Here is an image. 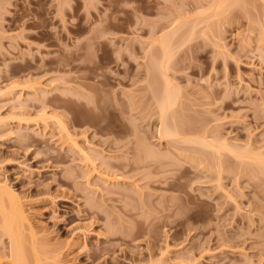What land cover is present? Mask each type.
I'll list each match as a JSON object with an SVG mask.
<instances>
[{
    "label": "rangeland",
    "instance_id": "374dc122",
    "mask_svg": "<svg viewBox=\"0 0 264 264\" xmlns=\"http://www.w3.org/2000/svg\"><path fill=\"white\" fill-rule=\"evenodd\" d=\"M263 162L264 0H0V182L31 259L264 264Z\"/></svg>",
    "mask_w": 264,
    "mask_h": 264
},
{
    "label": "bare ground",
    "instance_id": "6f19581e",
    "mask_svg": "<svg viewBox=\"0 0 264 264\" xmlns=\"http://www.w3.org/2000/svg\"><path fill=\"white\" fill-rule=\"evenodd\" d=\"M167 38V36H166ZM163 38L161 45H162V56L160 55L159 64L161 69L163 71L161 72L163 78H164V90L162 89L163 95L160 99V104H159V112H160V121H161V129L160 133L162 135L168 137V136H176L179 133L178 130V125L177 121H175L176 116L175 113L173 112L174 105L177 104V92L176 89L171 85V82L169 80L168 74L164 71L163 66L166 65L169 60L171 59L172 56V50L174 48L173 42L169 40V37L166 39ZM173 46V47H172ZM157 63V64H158ZM158 64V65H159ZM168 66V64H167ZM38 86L36 88H41V83H36ZM175 89V90H174ZM172 111V114H171ZM174 113L175 118L172 116ZM45 114V113H43ZM171 114V116H170ZM171 117L174 119L171 120ZM58 125L64 130V132L67 131V128L65 126V123L61 120H58ZM199 144H202L203 146H206L210 149H212V152L217 151L218 153L220 152V146L212 143V141H207L205 139H199ZM222 147H229L228 144L224 143L221 145ZM230 149V148H228ZM233 153L239 154L237 151H233V149H230ZM237 150V149H235ZM85 158L87 159H92V153L87 150L82 151ZM215 154V153H214ZM94 161V160H92ZM264 163V162H263ZM7 203V204H6ZM0 228L2 234L7 235L9 239V252L7 253L9 257V264H40L43 259L41 258H35L31 259V257H36L33 252V256L31 255L32 251L36 248L33 247L34 249H31L32 247L26 244V233H24L27 229L30 230V233L32 234L31 236L37 235L36 233V228L31 222L29 215L27 214V211L24 209L23 205V199L22 197L14 190L11 186H9L7 183H1L0 182ZM25 230V231H24ZM25 234V235H24ZM28 234V233H27ZM29 234L27 236V240L29 238ZM36 237V236H35ZM34 238V237H33ZM26 241V242H25ZM35 245V241L33 242ZM29 246V250L26 247ZM37 246V245H35ZM31 247V248H30ZM28 250V251H27ZM37 250V249H36ZM31 251V252H30ZM31 253L29 255V253ZM38 252H40L38 250ZM38 252H36L38 254ZM6 255V253L4 254ZM41 255V254H40ZM31 256V257H30ZM37 257H40L37 255ZM33 261V262H32ZM41 264H44L41 262Z\"/></svg>",
    "mask_w": 264,
    "mask_h": 264
}]
</instances>
